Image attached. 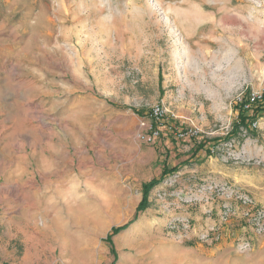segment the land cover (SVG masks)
I'll return each mask as SVG.
<instances>
[{
    "label": "rangeland",
    "instance_id": "obj_1",
    "mask_svg": "<svg viewBox=\"0 0 264 264\" xmlns=\"http://www.w3.org/2000/svg\"><path fill=\"white\" fill-rule=\"evenodd\" d=\"M0 55V264H264L242 207L199 193L264 208V114L229 139L264 94V0H0Z\"/></svg>",
    "mask_w": 264,
    "mask_h": 264
},
{
    "label": "trees",
    "instance_id": "obj_2",
    "mask_svg": "<svg viewBox=\"0 0 264 264\" xmlns=\"http://www.w3.org/2000/svg\"><path fill=\"white\" fill-rule=\"evenodd\" d=\"M136 114L142 117L144 114L142 111H135ZM237 112L238 117L237 121L233 125V131L232 135L229 136V139H233V137H236L238 135H241L243 131H246L247 134L251 137H256V133L254 131L253 126L257 123V121L261 118V116L264 114V94H262L261 98L259 100H256L255 103H251V95H246L243 97V99L238 103L237 105ZM152 117H154V112L151 114ZM154 128V123H153ZM203 146L201 145L199 147V150H202ZM211 154V153H210ZM178 171V168H165L163 171V175L160 179H153L150 182L144 184L142 186V200L137 208L136 216L134 221L128 223L125 226L113 228L112 233L108 236L107 242L112 247V254L116 256V251L113 248V242L112 238L121 232L127 230L129 226L137 220V217L140 213H143L146 211L150 204H149V197L151 192L158 187L162 182L163 179L171 174H174Z\"/></svg>",
    "mask_w": 264,
    "mask_h": 264
},
{
    "label": "built area",
    "instance_id": "obj_3",
    "mask_svg": "<svg viewBox=\"0 0 264 264\" xmlns=\"http://www.w3.org/2000/svg\"><path fill=\"white\" fill-rule=\"evenodd\" d=\"M262 95H252L251 96V103H255L256 100H259ZM154 116L157 117L159 120L160 117H162V113L160 110H156L154 112ZM160 116V117H159ZM159 135V133H157ZM210 192L218 193L222 197H225L226 200L236 202L238 203L242 209H241V217L242 219H245L249 223V228L253 230L255 235L263 236L264 235V208H260L255 199L250 197L249 195L244 194L243 192L238 191L237 189L228 187L226 185L219 187L216 184L213 183H206L199 189V193L204 194ZM201 194V195H202ZM176 199H178L181 202L191 203L193 202V198L183 197L182 192L175 195ZM184 198V199H183ZM184 200V201H183ZM236 214V209L226 205L225 211L222 215L223 219L222 221L226 224V222H229V220ZM247 228V227H246ZM214 232H217V229H214ZM210 235V234H209ZM209 235H204V238H207ZM219 236L217 239L219 240ZM239 249L241 252H246L251 249V244L249 242H242L239 245Z\"/></svg>",
    "mask_w": 264,
    "mask_h": 264
},
{
    "label": "crops",
    "instance_id": "obj_4",
    "mask_svg": "<svg viewBox=\"0 0 264 264\" xmlns=\"http://www.w3.org/2000/svg\"><path fill=\"white\" fill-rule=\"evenodd\" d=\"M9 58L12 59L13 56L0 55V78L6 79V80H8L9 78H12V76L14 75L13 71H15V68H16V66H12L11 63H7L9 62ZM9 89L10 88L7 87V90Z\"/></svg>",
    "mask_w": 264,
    "mask_h": 264
}]
</instances>
